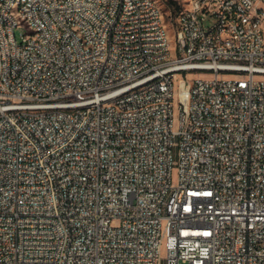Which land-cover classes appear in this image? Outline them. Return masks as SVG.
<instances>
[{"label":"built area","instance_id":"2783aa9c","mask_svg":"<svg viewBox=\"0 0 264 264\" xmlns=\"http://www.w3.org/2000/svg\"><path fill=\"white\" fill-rule=\"evenodd\" d=\"M9 1L0 264H264V0Z\"/></svg>","mask_w":264,"mask_h":264},{"label":"bare ground","instance_id":"6f19581e","mask_svg":"<svg viewBox=\"0 0 264 264\" xmlns=\"http://www.w3.org/2000/svg\"><path fill=\"white\" fill-rule=\"evenodd\" d=\"M159 13V23H165L164 13L156 0H147ZM183 6H191V0H183ZM9 13H14L16 19H23L22 0L9 1ZM238 23H250V19H238ZM255 23H263L262 15H255Z\"/></svg>","mask_w":264,"mask_h":264},{"label":"rangeland","instance_id":"374dc122","mask_svg":"<svg viewBox=\"0 0 264 264\" xmlns=\"http://www.w3.org/2000/svg\"><path fill=\"white\" fill-rule=\"evenodd\" d=\"M156 1L159 4V6L161 7V9L163 10L165 23H171V12L168 8L166 1L165 0H156ZM172 16H174V13H172ZM211 24H212L211 20L209 18H206L204 21V25L206 27H209ZM263 27H264V24H263ZM26 31L27 30H26L25 26H23V25L17 27L15 29V35H16L17 39L21 40V35H23ZM227 76H230V74H227Z\"/></svg>","mask_w":264,"mask_h":264},{"label":"trees","instance_id":"16d2710c","mask_svg":"<svg viewBox=\"0 0 264 264\" xmlns=\"http://www.w3.org/2000/svg\"><path fill=\"white\" fill-rule=\"evenodd\" d=\"M166 1V0H165ZM169 1H171V0H169ZM166 3H167V1H166ZM167 5H168V8H169V4L167 3ZM170 12H171V10H170Z\"/></svg>","mask_w":264,"mask_h":264}]
</instances>
